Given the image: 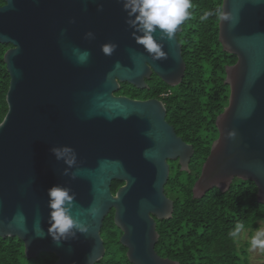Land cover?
Masks as SVG:
<instances>
[{
	"label": "water",
	"instance_id": "obj_1",
	"mask_svg": "<svg viewBox=\"0 0 264 264\" xmlns=\"http://www.w3.org/2000/svg\"><path fill=\"white\" fill-rule=\"evenodd\" d=\"M222 6L235 19L220 20L219 40L237 62L226 68L229 104L216 120L219 137L193 193L226 192L238 178L253 181L264 204V0H223ZM126 19L121 0L0 5V43L11 45L4 55L8 112L0 123V236L21 239L28 258L46 252L57 257L54 264H96L106 252L105 218L114 211L132 264H179L157 253L156 219L174 212L165 193L168 161L188 171L194 147L167 121L163 101L116 93L123 83L149 88L153 74L172 87L183 81V24L172 40L161 41L165 56L153 59ZM108 43L118 45L110 56L101 51ZM76 49L91 53L87 62L77 61ZM58 146L75 150V166L53 155ZM114 181L124 182L116 193ZM54 185L76 194L72 213L91 225L60 244L48 233L47 193ZM90 207L99 209L95 218L85 211Z\"/></svg>",
	"mask_w": 264,
	"mask_h": 264
},
{
	"label": "trees",
	"instance_id": "obj_2",
	"mask_svg": "<svg viewBox=\"0 0 264 264\" xmlns=\"http://www.w3.org/2000/svg\"><path fill=\"white\" fill-rule=\"evenodd\" d=\"M192 3L191 19L183 23L178 34L187 65L183 81L172 87L153 74L147 80L149 88L141 90L123 83L116 94L162 100L167 121L194 147L189 171H181L177 162L171 166L165 190L174 201V213L170 219L157 220V253L179 264H249L247 245L237 247L227 234L238 221L251 231L264 222V204L258 202L256 184L236 178L226 192L214 188L201 198L193 196L192 188L219 137L216 120L228 106L230 96V86L225 84L226 68L237 62V56L224 50L219 40L220 20L215 15L200 20L205 11L215 12L221 7L223 0ZM4 4L5 0H0V5ZM10 47L0 43V123L8 112L6 97L11 77L4 55ZM123 184L114 181L113 193ZM122 234L112 211L102 228L106 252L96 264H132L127 248L120 242ZM56 260L54 254L46 252L28 258L21 239L0 236V264H54Z\"/></svg>",
	"mask_w": 264,
	"mask_h": 264
},
{
	"label": "clouds",
	"instance_id": "obj_3",
	"mask_svg": "<svg viewBox=\"0 0 264 264\" xmlns=\"http://www.w3.org/2000/svg\"><path fill=\"white\" fill-rule=\"evenodd\" d=\"M121 3L127 14L126 24L132 29V38L153 59L165 56L161 41L174 38L178 27L191 19L190 10L193 7L192 0H121ZM100 8L102 10V7ZM213 15L222 21L235 19L233 13L226 12L221 6L215 12L205 11L200 20L207 21ZM92 34V32H88L86 36ZM117 47L118 45L114 43H108L101 46V51L110 56ZM75 51L78 53L77 61L79 63L87 62L91 55L88 51L81 52L79 49ZM230 135L234 136V133H230ZM51 152L58 160H64L69 168L75 166L77 162V154L71 146L53 147ZM73 179H75V175ZM47 194L50 209L48 233L54 242L60 244L61 241L75 238L77 233L86 234L90 231L91 225L82 222L72 213L76 194L70 188L54 185L48 189ZM85 211L93 218L99 213V209L96 207H90ZM248 231L244 222L238 221L227 235L237 247L246 243L249 253L264 254V225L252 231L251 236L248 235ZM89 264H92L91 259Z\"/></svg>",
	"mask_w": 264,
	"mask_h": 264
},
{
	"label": "rangeland",
	"instance_id": "obj_4",
	"mask_svg": "<svg viewBox=\"0 0 264 264\" xmlns=\"http://www.w3.org/2000/svg\"><path fill=\"white\" fill-rule=\"evenodd\" d=\"M262 225H264V222L260 223L261 227ZM252 231L249 230L248 231V235L251 236ZM246 243H243L241 245H244ZM248 252V251H247ZM248 259H249V264H263L264 263V254H259V253H247Z\"/></svg>",
	"mask_w": 264,
	"mask_h": 264
},
{
	"label": "flooded vegetation",
	"instance_id": "obj_5",
	"mask_svg": "<svg viewBox=\"0 0 264 264\" xmlns=\"http://www.w3.org/2000/svg\"><path fill=\"white\" fill-rule=\"evenodd\" d=\"M124 96H126V95H124ZM127 97H129V96H127ZM131 98V97H130ZM155 99V98H154ZM140 100H142V99H140ZM145 100H147V99H145ZM160 100V99H159ZM162 101V100H161ZM165 105V104H164ZM166 107V106H165ZM172 125V124H171ZM173 126V125H172ZM174 127V126H173ZM175 128V127H174ZM175 131H176V129H175ZM176 133H177V131H176ZM177 135L179 136V137H181L178 133H177ZM182 138V137H181ZM183 139V138H182ZM183 141H185L184 139H183ZM186 142V141H185ZM187 143V142H186ZM187 144H190V143H187ZM191 145V144H190ZM193 146V145H192ZM193 157V156H192ZM192 160V159H191ZM175 162H177V164H179L180 165V163H179V161H177V160H169L168 161V163H169V165H170V173H171V166H172V164L173 163H175ZM191 162V161H190ZM189 166H190V163H189ZM180 169H181V165H180ZM182 171V170H181ZM189 171V170H188ZM169 178H170V174H169ZM168 181H169V179H168ZM168 183V182H167ZM167 185V184H166ZM166 185H165V187H166ZM195 185V184H194ZM194 187V186H193ZM192 191H193V188H192ZM165 193H166V190H165ZM167 195V194H166ZM193 196H194V193H193ZM167 197L168 198H170L168 195H167ZM171 199V198H170ZM172 200V199H171ZM174 202V201H173ZM174 213V212H173ZM173 216V215H172ZM157 220H159V219H156V221ZM165 220V219H164Z\"/></svg>",
	"mask_w": 264,
	"mask_h": 264
}]
</instances>
